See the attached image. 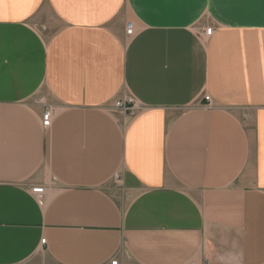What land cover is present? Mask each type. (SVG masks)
Returning a JSON list of instances; mask_svg holds the SVG:
<instances>
[{
    "label": "crops",
    "instance_id": "crops-1",
    "mask_svg": "<svg viewBox=\"0 0 264 264\" xmlns=\"http://www.w3.org/2000/svg\"><path fill=\"white\" fill-rule=\"evenodd\" d=\"M113 260L264 264V0H0V264Z\"/></svg>",
    "mask_w": 264,
    "mask_h": 264
},
{
    "label": "built area",
    "instance_id": "built-area-1",
    "mask_svg": "<svg viewBox=\"0 0 264 264\" xmlns=\"http://www.w3.org/2000/svg\"><path fill=\"white\" fill-rule=\"evenodd\" d=\"M125 31L127 34H131V31H132V23L131 22H127L125 24ZM211 33H212L211 27L204 28L203 35L210 36ZM203 98L207 102L210 100L208 95H204ZM36 102L39 104H43V99L38 98V99H36ZM138 104L139 103L133 97L127 96V95H123V96L117 98L113 102L114 108L120 109L123 112L128 113V114H133L134 110L138 106ZM41 120H42L43 126H48V124L50 122V108H49V106L45 105L44 110H43L42 115H41ZM113 180H114V183L116 185H120L121 184V175L118 172H115L113 175ZM42 189H43L42 187H36V188H33V191L39 193L42 191ZM41 241L44 242V239H42ZM111 264H116V261H112Z\"/></svg>",
    "mask_w": 264,
    "mask_h": 264
},
{
    "label": "rangeland",
    "instance_id": "rangeland-1",
    "mask_svg": "<svg viewBox=\"0 0 264 264\" xmlns=\"http://www.w3.org/2000/svg\"><path fill=\"white\" fill-rule=\"evenodd\" d=\"M127 22H131L132 23V19L131 18H127L126 20H125V23L124 24H126ZM210 27V26H209ZM205 28H207V27H205ZM204 30V29H203ZM203 30H201L200 31V34H198V36H199V38H202V37H204V36H202L203 35ZM124 32H125V34H126V31H125V26H124ZM126 35H128V34H126ZM133 34H131V35H128V36H132ZM197 36V37H198ZM207 37V36H206ZM127 96H131V95H129V94H127ZM119 97H121V95L119 96ZM119 97H117V98H119ZM131 97H133V96H131ZM117 98H115L114 100H113V102L117 99ZM134 98V97H133ZM210 101V100H209ZM208 101V102H209ZM113 102H112V106H113ZM114 107V106H113ZM114 181V180H113ZM115 184V183H114ZM116 185V184H115ZM113 261H116V260H113ZM112 262V261H111Z\"/></svg>",
    "mask_w": 264,
    "mask_h": 264
},
{
    "label": "bare ground",
    "instance_id": "bare-ground-1",
    "mask_svg": "<svg viewBox=\"0 0 264 264\" xmlns=\"http://www.w3.org/2000/svg\"><path fill=\"white\" fill-rule=\"evenodd\" d=\"M133 29H134V26H133V23H132V31H131V34H133ZM127 34V33H126ZM131 34H128V35H131ZM208 37V36H207ZM206 38V37H205ZM207 41V40H206ZM51 113V112H50Z\"/></svg>",
    "mask_w": 264,
    "mask_h": 264
}]
</instances>
